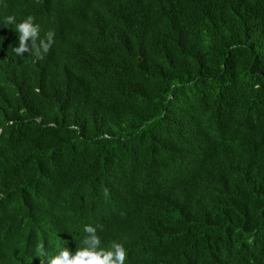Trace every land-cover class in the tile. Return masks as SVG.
Segmentation results:
<instances>
[{
    "label": "trees",
    "instance_id": "obj_1",
    "mask_svg": "<svg viewBox=\"0 0 264 264\" xmlns=\"http://www.w3.org/2000/svg\"><path fill=\"white\" fill-rule=\"evenodd\" d=\"M7 15L55 43L17 56ZM85 224L126 264H264V0H0V264Z\"/></svg>",
    "mask_w": 264,
    "mask_h": 264
},
{
    "label": "clouds",
    "instance_id": "obj_2",
    "mask_svg": "<svg viewBox=\"0 0 264 264\" xmlns=\"http://www.w3.org/2000/svg\"><path fill=\"white\" fill-rule=\"evenodd\" d=\"M35 17L27 15L17 21L14 15L3 18L5 25H14L18 33V44L12 51L17 56H23L25 52H33L36 57L42 58L44 53L55 43L52 30H48L44 36L40 35V25L34 23ZM100 225L85 224L83 232V247L72 250L68 246L60 248L55 256L48 259V264H126L127 250L122 243L112 242L108 248L101 246V238L97 234ZM31 264V261H29Z\"/></svg>",
    "mask_w": 264,
    "mask_h": 264
},
{
    "label": "bare ground",
    "instance_id": "obj_3",
    "mask_svg": "<svg viewBox=\"0 0 264 264\" xmlns=\"http://www.w3.org/2000/svg\"><path fill=\"white\" fill-rule=\"evenodd\" d=\"M126 174V173H125ZM153 183V182H152ZM121 199H122V197H121ZM90 202V201H89ZM117 205V204H116ZM100 208V207H99ZM97 212V211H96ZM115 214V213H114ZM95 215V214H94ZM108 216V215H107ZM108 220V219H107ZM95 221V220H94ZM102 221V220H101ZM114 221V220H113ZM122 223H124V222H122ZM121 225V224H120ZM119 226V225H118ZM109 227V226H108ZM103 230V229H102ZM125 231V230H124ZM100 232H101V230H100ZM98 233H99V231H98ZM106 235V234H105Z\"/></svg>",
    "mask_w": 264,
    "mask_h": 264
}]
</instances>
